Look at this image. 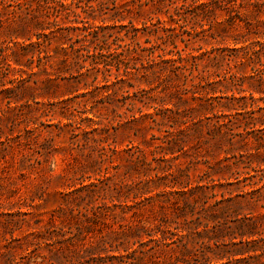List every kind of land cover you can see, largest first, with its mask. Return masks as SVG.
<instances>
[{
  "label": "trees",
  "instance_id": "16d2710c",
  "mask_svg": "<svg viewBox=\"0 0 264 264\" xmlns=\"http://www.w3.org/2000/svg\"><path fill=\"white\" fill-rule=\"evenodd\" d=\"M4 36L0 264H37L30 237L50 247L48 264H232L257 252L244 238L263 233L237 210L264 202V0H0ZM68 95L90 102L93 117L47 125L72 120L56 108ZM154 130L161 135L147 139ZM121 133L139 145L131 138L119 150ZM66 134L73 160L83 157L98 178L62 195L67 220L57 228L61 215H52L55 235L41 237L29 233L31 210L47 202L45 172ZM201 141L255 173H246L243 200L217 199L212 175L193 179L190 153ZM81 217L77 233L65 229Z\"/></svg>",
  "mask_w": 264,
  "mask_h": 264
},
{
  "label": "rangeland",
  "instance_id": "374dc122",
  "mask_svg": "<svg viewBox=\"0 0 264 264\" xmlns=\"http://www.w3.org/2000/svg\"><path fill=\"white\" fill-rule=\"evenodd\" d=\"M109 15L103 16V18L108 17ZM164 20L167 19V17H162ZM148 17L146 14L143 16V20H134V24L136 27H141L142 21H147ZM222 20L223 18H219ZM128 23L127 21L125 24ZM96 25H100V22H95ZM107 25H112V22H107ZM1 42L7 40L8 38L0 37ZM181 47H183V44H180ZM227 46L234 47L232 42H228ZM205 49H210V46H205ZM139 89H148L145 85H141L140 87H137L135 90H131V93H134V91H138ZM84 93L83 90H81L78 94ZM230 94V93H229ZM77 95V94H76ZM163 99H167V96L165 97L164 94H161ZM75 95H68L64 97L61 100H68L71 99L72 101L63 102L56 106L57 109H63L67 110L68 114L74 115L72 120H66L65 118H61L59 116L56 117H47L43 118V121L47 125L51 124H58L61 123L62 125L68 124L69 122L79 121L80 117H88L92 118L93 115L91 114V103L89 102L88 105L84 106V104H78L81 101H84V98H74ZM88 100L85 99V101ZM42 101L46 104H48V100L42 99ZM174 103L178 104V100H173ZM51 102H59L58 100H54ZM169 108H173L172 104L168 105ZM183 108L185 106H182ZM146 110V108H144ZM121 112V111H120ZM119 112V113H120ZM150 113H154L155 110L150 108ZM49 131H51L50 128H48ZM151 134H155L157 136H160L158 131L154 130L147 134V139L151 138ZM131 138L134 139L132 142V146H137L140 143V139L136 140L135 137H128L126 134H120L118 137L119 142V150H125L128 146H130ZM69 136L66 134L60 139H57L55 143V147L57 149L61 148L62 151L59 153H55L50 159L49 163L47 165V170L45 172V181L43 183L44 190H45V197L47 199V202L45 203L43 209L40 211H33L35 213L34 217L31 218V226L33 229L29 233H34L35 235L38 234V236L43 237H49L50 235L54 236V231L57 230L58 227L61 226V221L67 220V216H63L58 212V202L62 201V195L71 192L74 188L72 186H75L77 188L80 187V183H83V185H88L92 182H95L98 178L97 176H94L92 172L86 171L82 164H86V162L83 160V157L77 156L78 160H73L71 153L68 151L69 149ZM66 148V151H63V149ZM197 150L192 151L190 154L192 155L191 159H198L195 161L194 164L190 165L192 167L191 169V175L193 176V179H198L200 176H204L205 179H208V176L212 175V178L216 181L215 184L218 185L215 192L218 194L217 199H222V196H224L225 199L231 200L232 198H238L240 200H243V197L245 196V193L250 191V187L244 188V185L247 183H244V178L247 177L246 173H250L251 175H254L255 173L252 172L250 169H245L243 165H241L239 168L232 165V163L235 161L232 159L230 162H223L221 161L224 158V155H219V152L214 150L213 147L210 145L204 144V141L200 142L199 144H196ZM76 154V153H75ZM181 161L184 162L186 165L190 162V158H181ZM220 161V162H219ZM220 164V165H219ZM231 165L232 168L230 170H225L221 174H217L213 169H209V167H221L224 165ZM194 165V166H193ZM209 165V166H208ZM209 172L210 174H207ZM208 175V176H207ZM90 177V178H89ZM238 178V179H236ZM238 181H241L240 183ZM131 183V181H129ZM250 195H248L246 198L250 200ZM109 203V202H108ZM111 206V204L109 203ZM240 216L238 218H254L257 222L258 230L261 231L263 234L261 236H255L252 238H244L245 241H252L253 242V248L255 247L257 249V252H250L249 254H246L244 257L247 258L246 260H243L242 262L238 263H232V264H264V256L260 259H253L254 255H262L264 252V240H260L261 238H264V217L261 216L264 215V202H258L255 205H248L245 204L242 208L237 210ZM232 213V211H230ZM61 215V220L58 218L56 219V226L57 228H53L50 225V218L52 215ZM82 218V217H81ZM234 217H231V221L234 220ZM41 220V223L39 225H36V221ZM112 221V220H110ZM234 223L232 222L231 225ZM86 223L84 222V219L82 218V221L79 222L77 225L72 224H66L65 229L68 231V228L72 230V233H77V228H82ZM117 227V226H114ZM109 233L108 229H103V235L107 236ZM94 235L96 237H99L100 234H97V232H94V234H91L90 236ZM30 241H33L34 243H40L37 244L35 247L31 248V251L35 249V252L31 254V257L34 259L36 257H42L37 259V264H48L47 261L51 259V253L49 248L46 244H43L44 240H41L40 238L30 237ZM255 241V242H254ZM235 243H238L239 240L233 241ZM51 243V241H49ZM227 244H229V241L227 240ZM107 248H110V245L106 246ZM53 248V247H51ZM227 250H232L234 247L232 245H228L226 247ZM249 249V247H247ZM113 253H109L108 255H112ZM103 257H106V255H103ZM43 258L46 260L43 261ZM48 258V259H47ZM240 257H237L239 259ZM18 259V258H17ZM88 259V258H87ZM19 260V259H18ZM107 260V264H111L109 262L108 258H105ZM228 260H224L222 263H226Z\"/></svg>",
  "mask_w": 264,
  "mask_h": 264
}]
</instances>
